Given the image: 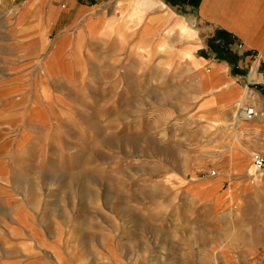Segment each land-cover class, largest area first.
Listing matches in <instances>:
<instances>
[{
    "label": "rangeland",
    "instance_id": "1",
    "mask_svg": "<svg viewBox=\"0 0 264 264\" xmlns=\"http://www.w3.org/2000/svg\"><path fill=\"white\" fill-rule=\"evenodd\" d=\"M133 2L124 26L101 4L41 51L0 17V264H264L220 174L234 119L202 109L174 29L135 45Z\"/></svg>",
    "mask_w": 264,
    "mask_h": 264
},
{
    "label": "crops",
    "instance_id": "2",
    "mask_svg": "<svg viewBox=\"0 0 264 264\" xmlns=\"http://www.w3.org/2000/svg\"><path fill=\"white\" fill-rule=\"evenodd\" d=\"M133 1L0 0V17L7 21L11 36L19 34L18 37L29 39L30 45L41 51L44 33L57 31V37L73 19L77 22L92 13V27L101 4L109 6L105 17L108 21H122L124 26L134 7ZM137 4V12L148 10L138 27L126 31L138 30L135 45L141 46L140 40L145 38L148 42L144 41L147 43L142 46L151 52L161 35L174 29L169 37L179 43L182 67L185 75L193 79L196 99L202 109L212 111L221 120H231L238 103L253 106L257 111L253 118L232 124L231 150L234 151H230L219 169L222 178L232 183L229 195L234 199V208L243 209L247 214L243 227L264 230V169L253 176L247 173H252V155L264 154V0H198L194 5L137 0ZM54 12L57 17L52 20L50 15ZM19 13V25L12 33L10 25ZM67 16L70 21L64 23ZM43 19L50 21L46 30L24 27L29 21ZM82 30L88 32L85 28Z\"/></svg>",
    "mask_w": 264,
    "mask_h": 264
},
{
    "label": "built area",
    "instance_id": "3",
    "mask_svg": "<svg viewBox=\"0 0 264 264\" xmlns=\"http://www.w3.org/2000/svg\"><path fill=\"white\" fill-rule=\"evenodd\" d=\"M257 115V111L253 106H248L242 103L236 104L232 117L234 122L239 120H249ZM252 163L256 167L257 170H261L264 167V154H253L252 155ZM215 171L211 170L210 175H214Z\"/></svg>",
    "mask_w": 264,
    "mask_h": 264
},
{
    "label": "trees",
    "instance_id": "4",
    "mask_svg": "<svg viewBox=\"0 0 264 264\" xmlns=\"http://www.w3.org/2000/svg\"><path fill=\"white\" fill-rule=\"evenodd\" d=\"M169 2L173 3V4H177V3H189V4H196L198 2V0H168Z\"/></svg>",
    "mask_w": 264,
    "mask_h": 264
},
{
    "label": "bare ground",
    "instance_id": "5",
    "mask_svg": "<svg viewBox=\"0 0 264 264\" xmlns=\"http://www.w3.org/2000/svg\"><path fill=\"white\" fill-rule=\"evenodd\" d=\"M254 166V165H253ZM255 167V166H254ZM255 169H256V167H255Z\"/></svg>",
    "mask_w": 264,
    "mask_h": 264
}]
</instances>
